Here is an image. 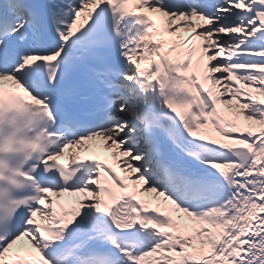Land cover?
<instances>
[{
    "label": "bare ground",
    "instance_id": "obj_1",
    "mask_svg": "<svg viewBox=\"0 0 264 264\" xmlns=\"http://www.w3.org/2000/svg\"><path fill=\"white\" fill-rule=\"evenodd\" d=\"M251 1H253L254 5H260L261 2L264 3V0ZM87 5H89V9L85 14L81 15V11L85 9ZM97 5H99L98 0L90 1L84 5L78 15H85V17L89 16L90 11ZM154 16L159 20L158 25L162 31L161 36H159L157 40L145 43L142 46L141 55L136 66L137 73L135 77L137 81L129 87L131 98L128 97V100L136 102L138 107L143 108L146 111V117L149 118L148 120L156 122L155 124L158 126L160 132L165 136L164 143L167 145V148L170 146L169 153L167 151L160 152L158 149L154 151L157 159L162 160V157L167 154L173 156L171 142L177 143L181 151L189 152L194 149L195 146H201L203 143L216 144L218 143L216 140L224 139L223 136L225 134L214 119V117H216L214 113L216 105H211L214 107L211 108L210 111L208 107L201 106L200 103L205 94L200 91V87L195 83L192 71H200L203 66H207L204 71L197 73L200 76L198 78L202 80L203 86L208 88V96L215 98V104L220 103L223 106L226 104L225 106L227 107V103L221 102L223 92L221 93V90H219L221 87L225 92L227 90V85L212 76V70H210L209 64L212 62L213 56L208 54L205 45H208L209 49H212L214 47L213 43L219 40L224 43L221 48L222 51H229L231 49V43L236 40V37H229L226 39L225 37H217L218 40H216L215 37L212 38V35H215V33L217 35V31L211 30L212 24L209 19H201L200 22H194L192 25L180 24L179 26V24L174 25V23H171L168 16L165 14L156 12ZM198 17L199 16H194L192 18L196 19ZM202 26H208V31L204 32L206 28L202 31ZM240 59V57H237L234 63L228 65V69L227 67H223L229 71L230 76H228L227 79L231 82L235 80L236 76H234L232 68H237L238 70L247 68L239 64ZM250 76L249 74V80L254 82V79ZM129 78H131V76ZM257 89H259L260 92H264L263 87H257ZM159 90L161 91L158 92ZM182 104L189 109L190 114H192V119L188 124L181 121V123H183L181 127V117L179 113ZM238 129H231V132L237 133L238 135L244 134L250 137L248 134L250 131L241 126ZM228 135H230V133H228ZM256 135V137L259 138L258 143L264 140V135L261 136L260 133ZM101 139V137L95 138L87 145L81 146V155L94 157L97 162H99L101 158L108 162H116L118 166H120V170L125 177V181L120 183L112 173L105 172L110 185L108 187L104 186L103 191L99 192V204L92 207L95 210L98 209L103 212L104 218L98 222L95 220L89 221V218H86L85 215L82 218L80 217V213L87 207L84 201L86 198L90 197V191L85 194H80L81 191L75 190L72 193V202L75 203L77 208L72 207V202L68 199L71 196L67 195L69 193L61 192L60 195L52 199V217L49 221L37 223L36 232L30 230V233L22 240L17 241L18 239H16L17 242H10L12 246L9 245V247L6 248V250H9L7 254L8 259H13L17 254L26 252L31 259L40 264H55V262L57 264H73L74 261L80 259L79 255H75V253L81 249L80 246H83V242L94 239V235L90 236V234L97 233V230L105 228V214L107 212H110L109 219L112 218L115 220L117 216H120L121 222L124 225L131 224L130 222L135 224L136 219H142V217L145 216L141 211H143L144 208L146 209L145 203L147 200H151L154 205L158 203L157 206L162 204V201L159 202V194L153 195L154 190L139 188L135 177L137 170H133V168L130 167V163L132 167L136 166L139 171H146L145 174H148L146 176H148L149 179L152 178L156 186L161 183L160 176L159 178L157 177L159 172L156 170H149V168H147V160L139 159L133 154L131 156V150L121 152L119 149L128 146L126 142L117 145L111 143L106 145L105 143L99 142ZM115 139L118 138L115 137ZM252 144H255V142ZM263 146L264 143H261L260 149H262ZM119 152L121 154H119ZM233 154L235 156H240L243 164L241 178L247 183V191L244 192V196L246 197L244 201L245 204L238 217H235V213L227 215L225 212V215H219L220 212H215V214H208V216H205L210 221H204L202 226L214 224L213 227L219 232L217 238L211 235L208 236V242L212 246L209 253L223 246V251L218 256H215L211 262L205 264H264V150L259 153L253 145L250 146L249 150H245L244 146L238 145L234 149ZM179 155L176 153L172 159L178 160L180 157ZM186 163L187 162H184V165ZM211 164L212 163L193 162L190 165L195 168H204L206 169L205 171L212 173L211 169L214 167ZM186 165H189V163ZM155 166L157 167V164H155ZM166 168H168L169 174H172L170 172V164H167ZM101 170H104V168H101ZM197 171L202 172L203 170L197 169ZM214 175L216 174L200 173L199 180L192 182V184L196 185L197 190L202 189L203 192L214 190V185L216 183ZM171 184L172 182L170 185ZM187 187L188 185L186 184H180V189H185ZM227 190L224 196L226 197L229 209L232 210L231 207L237 204V200L235 202V196H230L231 190ZM187 193H191V191L188 189L185 190V194ZM61 202L66 203L67 207L70 208V214L73 215L70 219V224L78 219L81 223L84 222V224L87 225L82 229L81 233H83V235H81L79 231L72 237L74 238L73 240L65 236V229H67V227L64 229V227L56 221L61 217V211H63ZM136 202L138 208H134ZM147 203H150L147 204L148 208H150L151 202ZM167 206L169 208L168 202ZM154 208L156 210V216H159L160 209L155 206L153 209ZM128 215H130V217H125ZM61 219L65 218L63 217ZM157 219L158 218L155 217L153 220L156 221ZM201 219L202 217L200 220ZM161 222H163V220H161ZM234 224H236V231L232 232L230 235L228 232ZM77 235L81 236V241H76V244L75 239ZM46 237H56L61 244L69 243V247L66 250H64L62 246L56 250H49ZM223 240L228 244L227 249ZM64 255L65 261L61 262V258ZM71 255H73V257L69 258ZM106 263L107 261L105 259L100 264ZM127 263L133 264L129 259H127Z\"/></svg>",
    "mask_w": 264,
    "mask_h": 264
},
{
    "label": "rangeland",
    "instance_id": "obj_2",
    "mask_svg": "<svg viewBox=\"0 0 264 264\" xmlns=\"http://www.w3.org/2000/svg\"><path fill=\"white\" fill-rule=\"evenodd\" d=\"M240 7L243 9H256V11L251 14L247 23H243V25L235 23L230 29H211L212 31H217V35L216 33L212 35V38L215 37L216 40L222 37H225V39L236 37V40L231 43V49L229 51H222L221 48L224 43L219 40L213 43L214 47L212 49H209L208 45H205L208 54L213 56L212 62L209 64L210 70H212V76L227 85V90L225 92L221 87L220 90L221 93L223 92L221 102L227 103L228 106L226 107V104L223 106L218 103L214 109V113L216 114L214 119L223 130L225 134L223 136L224 139L216 140L218 141L216 144L203 143L201 146H195L194 149L189 152L181 151L177 143L171 142L172 152L174 154H180V158L184 162H187L186 164L189 163V167L196 170H203L202 172H208L205 171L206 169L204 168H195L190 164L193 162L212 163L211 165L214 167L211 169L212 173L219 174L226 181L227 185L225 184L220 192L213 194L211 205H186L173 196V193L166 188L162 180L160 181L161 183L156 186L154 180L146 176L148 175L145 174L146 171H143V173L139 171L136 166L133 165L134 167H132L130 163V167L133 168V170H137L135 177L139 188L154 190L153 195L159 194V202L162 201V204L157 206L158 203L154 205L151 200H147L145 203L146 209L144 208L143 211H141L145 216L142 217V219H136L135 226L133 227L139 228L143 233L147 232L145 235L142 233L145 239H147V235H150L159 241L155 250L149 253H143L139 256L137 259L139 264H205L211 262L215 256H218L223 251V246L209 253L212 246L208 242V236L211 235L217 238L219 232L213 227L214 224L202 226L204 221H210L205 216H208V214H215V212H220L219 215H225V212L227 215L235 213V217H238L245 204L244 201L246 197L244 196V192L247 191V183L242 180L241 172L238 171L239 165L242 164L240 156H235L233 153L238 145L244 146L245 150H249L250 146L253 145L259 153L264 150V146L260 149V144L264 143V140L258 143L259 138L256 137L257 133H260L261 136L264 135V92H260L259 89H257V87L264 88V3H260V6L257 7L252 4L251 0H238L235 3V7L231 9V12L240 10ZM169 20L173 22L174 25L179 24L180 26V23H178L175 18L171 17ZM194 21L196 22L198 20ZM201 28L202 31L205 29L204 27ZM205 31H208V29H205L204 32ZM249 42H251L253 46L260 47H251L244 49L245 52H242L243 45ZM249 56L254 57L251 59H243V57ZM234 57L242 58L240 65L247 68H242L240 71H237V68H232L234 76L235 74L237 75L235 80L231 82L227 79L228 76H230L229 71L223 67H227L228 69V65L231 64L232 58ZM206 67L207 66H205L204 69ZM136 73V70H134L131 75H128L125 79L123 87L125 86V93L128 97L131 96L129 87L137 81L135 77ZM249 74L251 75L250 77L254 79V82L249 80ZM130 76L131 78H129ZM200 104L201 106L208 107L209 111L214 107L211 106L212 103L207 98H203ZM179 115L181 117V127L183 126L181 121L187 124L191 122L192 114H190L189 109L184 104L181 105ZM240 126L250 131V133H248L250 137L244 134L238 135L237 133L231 132V129H238ZM228 133H230V135H228ZM99 142L105 143L106 145L109 144V141L106 139H101ZM253 142H255V144H252ZM128 149L130 148L123 147V149L119 150L122 152ZM119 154L121 153L119 152ZM148 168L150 170V167ZM102 183L103 186L101 185ZM109 185V180H107L105 176H100L99 178H93L91 183L80 190V194H85L90 191V197L86 198L84 201L87 207L81 212V215L85 214L86 218H89V221L95 220L99 222L103 218V212L98 209L95 210L92 207L99 204V192L103 191L104 186L108 187ZM227 189L231 190L230 196H235V202L237 200V204L231 207L232 210L229 209L226 197L224 196V193L228 191ZM72 195V193L68 195L71 196L69 198L70 200H72ZM147 202H151L150 208L147 206V204L150 203ZM72 204L75 207V203L72 202ZM154 206L160 209L159 214H163L164 219L162 218L163 216H155L156 210L155 208L153 209ZM134 208H138L137 202L134 204ZM49 209L50 207L44 204L43 213L47 215ZM125 217L128 218L130 215ZM155 217L158 218L156 221L153 220ZM201 217L202 219L200 220ZM161 220H163V222H161ZM130 223L132 226L134 225L132 222ZM115 224H123L120 216H117L115 221H113L114 226H116ZM235 226L236 224L232 226L228 234L231 235L232 232L236 231ZM150 227L152 231L146 229ZM137 229L133 230L136 231ZM99 235L101 234H98V236ZM106 241L107 240L103 243ZM101 242L102 240L97 238L93 243L95 246H98ZM225 245L227 249L228 244H226V242Z\"/></svg>",
    "mask_w": 264,
    "mask_h": 264
}]
</instances>
